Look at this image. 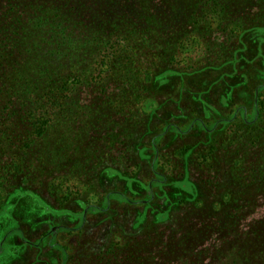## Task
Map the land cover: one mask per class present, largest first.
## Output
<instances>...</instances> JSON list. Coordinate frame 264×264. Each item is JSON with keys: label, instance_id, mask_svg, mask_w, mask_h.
Listing matches in <instances>:
<instances>
[{"label": "trees", "instance_id": "1", "mask_svg": "<svg viewBox=\"0 0 264 264\" xmlns=\"http://www.w3.org/2000/svg\"><path fill=\"white\" fill-rule=\"evenodd\" d=\"M261 30L264 0H0V215L53 210L22 258L264 264Z\"/></svg>", "mask_w": 264, "mask_h": 264}, {"label": "rangeland", "instance_id": "2", "mask_svg": "<svg viewBox=\"0 0 264 264\" xmlns=\"http://www.w3.org/2000/svg\"><path fill=\"white\" fill-rule=\"evenodd\" d=\"M259 34L264 37L263 30ZM157 83L159 84L160 81ZM146 109L150 110L151 106L147 105ZM174 189L176 194L186 202H195L198 199L197 188L189 179L175 182ZM45 201L25 190H18L8 197L6 208L0 215V264H32L30 259L22 258L28 245L26 246L21 241L25 235L37 236V233L51 227L50 225L44 226V220L49 219L53 213L48 200ZM263 214L264 203L255 219L262 217ZM165 217L163 218L165 219ZM51 230L65 246L76 248L77 234L59 232L56 228ZM29 258L32 257L29 256Z\"/></svg>", "mask_w": 264, "mask_h": 264}]
</instances>
